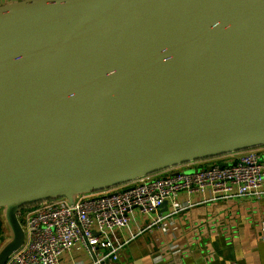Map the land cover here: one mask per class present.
<instances>
[{
    "label": "water",
    "instance_id": "95a60500",
    "mask_svg": "<svg viewBox=\"0 0 264 264\" xmlns=\"http://www.w3.org/2000/svg\"><path fill=\"white\" fill-rule=\"evenodd\" d=\"M260 146L264 0L0 2V264L23 206Z\"/></svg>",
    "mask_w": 264,
    "mask_h": 264
},
{
    "label": "built area",
    "instance_id": "2783aa9c",
    "mask_svg": "<svg viewBox=\"0 0 264 264\" xmlns=\"http://www.w3.org/2000/svg\"><path fill=\"white\" fill-rule=\"evenodd\" d=\"M226 165L177 168L136 178L110 189L66 198L45 199L23 206L17 216L24 231L21 246L4 264H59L63 253L79 246L88 254L89 264H111L118 258L115 233L127 225L134 208L152 214L168 201V214L179 212L192 202H180L181 192L208 189L211 198L264 196V156L258 147L222 155ZM184 165H187L184 164ZM161 215L146 227L161 221ZM0 214V245L6 237ZM264 230V221L261 222ZM215 255L214 253H212Z\"/></svg>",
    "mask_w": 264,
    "mask_h": 264
},
{
    "label": "crops",
    "instance_id": "0c3cea01",
    "mask_svg": "<svg viewBox=\"0 0 264 264\" xmlns=\"http://www.w3.org/2000/svg\"><path fill=\"white\" fill-rule=\"evenodd\" d=\"M3 1L6 0H0ZM258 148L264 156V146ZM222 161L221 155L164 172ZM211 196L208 189L181 192L178 200H188L193 205L171 216L166 215L171 209L168 201L152 214L134 208L127 225L115 233L117 246L122 245L117 260L111 264H264V230L261 229L264 196L258 199L250 196L212 199ZM158 214L162 220L147 228ZM1 225L6 231L5 241L10 233L4 221ZM89 261L83 248L75 246L62 254L59 264H89Z\"/></svg>",
    "mask_w": 264,
    "mask_h": 264
}]
</instances>
